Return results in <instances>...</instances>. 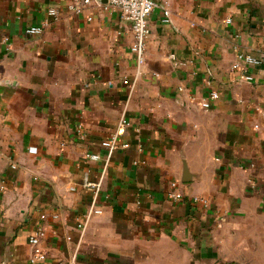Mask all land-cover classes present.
I'll return each mask as SVG.
<instances>
[{
  "label": "crops",
  "instance_id": "0c3cea01",
  "mask_svg": "<svg viewBox=\"0 0 264 264\" xmlns=\"http://www.w3.org/2000/svg\"><path fill=\"white\" fill-rule=\"evenodd\" d=\"M153 1L138 69L106 0H0V264H264V0Z\"/></svg>",
  "mask_w": 264,
  "mask_h": 264
},
{
  "label": "built area",
  "instance_id": "2783aa9c",
  "mask_svg": "<svg viewBox=\"0 0 264 264\" xmlns=\"http://www.w3.org/2000/svg\"><path fill=\"white\" fill-rule=\"evenodd\" d=\"M95 1L97 0H67V5L68 8L73 10L74 12L81 13L84 8L91 5ZM106 6L107 8L117 10L122 19L130 22L134 40L133 44L131 45V52L135 55L137 68H141L144 64L146 41L149 36L148 17L156 7L155 2L153 0H106ZM167 14L168 12L164 11V15L167 16ZM48 15L55 17L57 15V12H55L54 10H49ZM226 22L230 23V20L227 19ZM39 32H41V28L39 27H30L28 30H26V33L29 35L37 34ZM239 59L249 62L248 56H239ZM231 68L233 70H239L241 66L238 62H236L232 64ZM243 77L247 80H250L249 76ZM123 83L125 85H128L129 80L124 79ZM217 98L218 95L216 93H212L209 96L208 100H205L201 103L202 108L204 110L209 109L210 102L216 100ZM126 125V121L124 119H121L118 123L117 129L100 143V146L106 151L105 164L102 175L105 174L108 162L114 151L117 150L119 147H128L127 144L120 143V137L123 134ZM89 158L92 160H96L98 159V156L92 155L89 156ZM84 186L95 187L96 190H98L100 187V180L97 184L86 183L84 184ZM177 186V182H172L170 184V187L173 190L171 193V198L173 200H180L182 198L181 194L177 192ZM101 213L102 210L96 206L95 202H92L88 207L86 213L83 215L81 222H78L77 224V228L80 231V236L83 235L84 230L91 218L100 215ZM40 218L44 219V216H40ZM44 235V230L40 228L37 233L32 236L29 240L30 245L34 249L33 256L30 259V264H38L45 260L46 256L44 252H42L38 248L39 242L41 238L44 237Z\"/></svg>",
  "mask_w": 264,
  "mask_h": 264
}]
</instances>
